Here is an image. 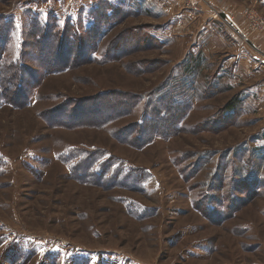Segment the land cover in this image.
I'll return each mask as SVG.
<instances>
[{
	"label": "rangeland",
	"instance_id": "1",
	"mask_svg": "<svg viewBox=\"0 0 264 264\" xmlns=\"http://www.w3.org/2000/svg\"><path fill=\"white\" fill-rule=\"evenodd\" d=\"M213 1L0 0V264H264V0Z\"/></svg>",
	"mask_w": 264,
	"mask_h": 264
},
{
	"label": "built area",
	"instance_id": "2",
	"mask_svg": "<svg viewBox=\"0 0 264 264\" xmlns=\"http://www.w3.org/2000/svg\"><path fill=\"white\" fill-rule=\"evenodd\" d=\"M209 4L216 6V3L213 0H206ZM221 13L227 14V17L225 18L226 21L228 22V24L234 28V31L237 32L239 35H242L243 38H245L247 41H251L250 38L244 35V32L241 28H239L238 23L236 22V20L232 17L229 16L228 13L224 12L221 9ZM247 14V19H249L251 26L254 30H259L264 28V17H262L261 15H259L256 11L252 10V9H248L246 11ZM216 17L220 16V13H217L215 15ZM229 19V21H228Z\"/></svg>",
	"mask_w": 264,
	"mask_h": 264
},
{
	"label": "crops",
	"instance_id": "3",
	"mask_svg": "<svg viewBox=\"0 0 264 264\" xmlns=\"http://www.w3.org/2000/svg\"><path fill=\"white\" fill-rule=\"evenodd\" d=\"M209 16V15H208Z\"/></svg>",
	"mask_w": 264,
	"mask_h": 264
}]
</instances>
